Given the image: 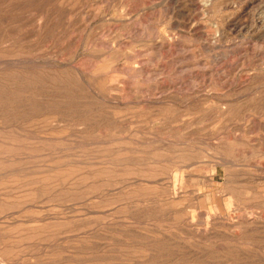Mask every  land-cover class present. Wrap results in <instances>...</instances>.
Instances as JSON below:
<instances>
[{"label":"rangeland","instance_id":"obj_1","mask_svg":"<svg viewBox=\"0 0 264 264\" xmlns=\"http://www.w3.org/2000/svg\"><path fill=\"white\" fill-rule=\"evenodd\" d=\"M0 264H264V0H0Z\"/></svg>","mask_w":264,"mask_h":264}]
</instances>
